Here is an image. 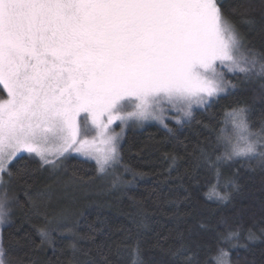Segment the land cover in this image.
<instances>
[{
	"label": "snow or ice",
	"instance_id": "6c2138e0",
	"mask_svg": "<svg viewBox=\"0 0 264 264\" xmlns=\"http://www.w3.org/2000/svg\"><path fill=\"white\" fill-rule=\"evenodd\" d=\"M228 73L264 77V54L246 46L218 0H0V90L7 91L0 99V183L13 175L20 153L50 167L78 153L106 173L120 165L119 134H110L116 121L155 119L167 127V119H176L165 115L171 111L183 123L194 107L206 110L234 87ZM245 112L224 114L233 132L219 128L216 143L228 147L215 162L199 149L216 183L235 186L238 176L224 178L217 162L264 161V135L250 131ZM94 132L106 137L103 155L93 151ZM213 195L228 198L215 186ZM6 218L0 197V225ZM232 239L238 230L218 234L217 243ZM218 252L214 264H229L228 253ZM0 264H6L2 236Z\"/></svg>",
	"mask_w": 264,
	"mask_h": 264
},
{
	"label": "trees",
	"instance_id": "16d2710c",
	"mask_svg": "<svg viewBox=\"0 0 264 264\" xmlns=\"http://www.w3.org/2000/svg\"><path fill=\"white\" fill-rule=\"evenodd\" d=\"M218 4L248 46L264 54V0ZM231 84L226 94L210 101L206 110L195 109L183 123L167 119V127L157 120L128 126L118 147L120 165L106 173L74 153L55 167L34 155H19L7 177L15 190L14 214L0 226L6 262L209 264L210 248L212 264L218 249L228 252L230 264H264V161L251 156L217 162L224 178L238 172L235 186H225L216 183L215 170L200 158L201 148L214 162L226 151L224 142L217 145L216 135L232 108L246 110L251 129H264V77L240 74ZM17 168L23 170L17 173ZM60 171L99 185L75 202L70 217H57L60 212L49 221L42 210L37 213L34 199ZM214 185L228 198H209ZM237 230L239 239L217 243L218 234Z\"/></svg>",
	"mask_w": 264,
	"mask_h": 264
},
{
	"label": "rangeland",
	"instance_id": "374dc122",
	"mask_svg": "<svg viewBox=\"0 0 264 264\" xmlns=\"http://www.w3.org/2000/svg\"><path fill=\"white\" fill-rule=\"evenodd\" d=\"M237 31L240 34V36L243 38L240 31L239 30H237ZM243 41L246 44V46L248 48H250V46H248V44H247L246 40H244V38H243ZM237 75H240V74L234 75L232 73H228V74H226V79L231 82L232 78H234ZM2 87H3V85H2ZM0 99H7V91L6 90H2V95H0ZM241 108H243V107H241ZM195 109H197V108L194 107L193 111ZM234 109H238V108H232L231 111ZM132 110H133L132 108L128 109V111H132ZM228 112H230V111H228ZM165 115L166 116L175 115L176 119L181 118V117H179V115H177L171 111L166 112ZM176 119H174V120H176ZM246 119H247V115H246ZM185 120H187V119H185ZM148 121H156V120L155 119H148V120L141 122V121L133 118V119H130L127 124H123V125L121 124L120 121H116L111 127L110 134H119V138H118L119 139L118 147H119V144L121 143L120 141L122 140L123 136L125 135V132H126L125 130H126V128H128V126L135 125V124L143 125V124H146V122H148ZM247 123H248V121H247ZM222 127L226 128L227 132L230 134L233 132V125L231 123H228V124L224 123ZM249 129L252 132H261V134L264 135V131H262V130L251 129L250 126H249ZM93 137L95 138L94 144H93L94 153L98 154V155H103L109 148V145L105 142L106 137L101 136L95 132L89 138L92 139ZM227 147L228 146L226 145V147H225L226 150H227ZM21 154H28V153H20L19 155H21ZM74 154L82 157L78 153H74ZM32 155H34V154H32ZM90 160L95 161L94 158L90 159ZM43 165H47V164H43ZM47 166H49V165H47ZM7 177H8V175H4L3 176V183H0V197L5 199V209L7 211V219H11V217L14 214L13 205H15V202L13 200H14L15 190H13V187L8 183ZM54 177L55 178H53L51 182L43 185L41 197L36 196L34 199L35 200V207H36L35 209L37 210V213L40 214V211L42 210L41 212L45 213L44 216L46 218H48L49 221H54V218L60 212H62V213L57 217L62 218V219L70 217V215H72L74 212V209H75L74 207L76 206L75 202L80 201L81 199L82 200L85 199V197L87 196V193H89L90 191H95V186L98 187V185H99L98 182L95 184L94 182H86V181L81 182V181H77L75 179H71L70 177H66V173L64 171L58 172ZM214 186H215V190L221 196H223L222 191H220V189L216 185H214ZM211 190H210V192H211ZM211 197L217 198L214 195ZM56 210H58V211H56ZM228 260H229V264H230V256L229 255H228ZM6 264H7V262H6Z\"/></svg>",
	"mask_w": 264,
	"mask_h": 264
},
{
	"label": "flooded vegetation",
	"instance_id": "af4514ba",
	"mask_svg": "<svg viewBox=\"0 0 264 264\" xmlns=\"http://www.w3.org/2000/svg\"><path fill=\"white\" fill-rule=\"evenodd\" d=\"M0 87L3 89L2 85L0 84Z\"/></svg>",
	"mask_w": 264,
	"mask_h": 264
}]
</instances>
